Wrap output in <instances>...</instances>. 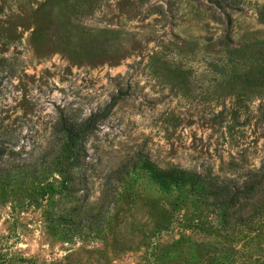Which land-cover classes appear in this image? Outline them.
I'll return each mask as SVG.
<instances>
[{
  "label": "rangeland",
  "instance_id": "1",
  "mask_svg": "<svg viewBox=\"0 0 264 264\" xmlns=\"http://www.w3.org/2000/svg\"><path fill=\"white\" fill-rule=\"evenodd\" d=\"M45 1L0 0V264H264V208L224 218L142 166L242 180L264 162V97H236L207 63L220 25L191 0H98L85 31L111 48L77 62L59 43L77 28ZM262 6L241 0L236 47L264 42ZM117 93L72 165L59 114L81 121Z\"/></svg>",
  "mask_w": 264,
  "mask_h": 264
},
{
  "label": "trees",
  "instance_id": "2",
  "mask_svg": "<svg viewBox=\"0 0 264 264\" xmlns=\"http://www.w3.org/2000/svg\"><path fill=\"white\" fill-rule=\"evenodd\" d=\"M139 1L142 5L149 0ZM191 1L195 3L197 16L207 17L221 27L219 33L201 38L208 48L217 49L207 63L210 70L218 74L221 87L228 88L238 98L243 95L249 98V94L264 97V42L245 41L242 46H235L233 14L241 10V0ZM167 3L170 4V8L174 5L170 0ZM46 4L56 7L57 16L63 18L73 28H77L73 35L69 33L72 37L59 36V43L72 59L77 62L94 61L109 52L111 48L109 39L90 37L85 31L87 28L85 20L93 16L100 6L98 0H46L44 5ZM200 8L204 10V14H201ZM151 9L158 15L164 14L161 4L153 5ZM260 12L264 14V6ZM251 43L258 45L255 52L248 50ZM117 50L119 48L114 51ZM159 60L167 62L165 56H161ZM120 97V93L113 95L103 107L81 121L71 119L63 113L59 114L55 130L63 136L61 151L71 157L72 165L79 166L84 162L87 138L94 133L98 123L110 115ZM262 109L264 114V106ZM3 143L0 142V158L6 151ZM142 166L151 179L164 189L177 186L190 187L209 200L208 204L211 207L224 212V218L233 217L242 221L257 215L264 208V162L258 169L249 170L242 180L218 178L210 173L186 171L178 167L160 169L147 159ZM126 167L128 169L130 165ZM229 209H233V212L227 213Z\"/></svg>",
  "mask_w": 264,
  "mask_h": 264
}]
</instances>
